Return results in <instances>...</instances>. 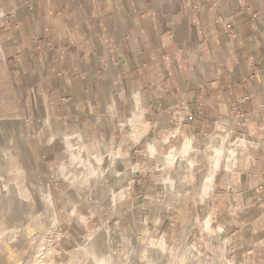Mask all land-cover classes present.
Returning a JSON list of instances; mask_svg holds the SVG:
<instances>
[{"label":"crops","instance_id":"crops-1","mask_svg":"<svg viewBox=\"0 0 264 264\" xmlns=\"http://www.w3.org/2000/svg\"><path fill=\"white\" fill-rule=\"evenodd\" d=\"M0 50L21 95L130 164L189 140L231 235L264 212V0H0Z\"/></svg>","mask_w":264,"mask_h":264},{"label":"bare ground","instance_id":"bare-ground-1","mask_svg":"<svg viewBox=\"0 0 264 264\" xmlns=\"http://www.w3.org/2000/svg\"><path fill=\"white\" fill-rule=\"evenodd\" d=\"M136 112V108L129 109L127 111L129 117L124 123L132 125L131 117ZM44 126L48 127L51 134V137L46 140V151L54 150L51 157L55 158L56 162L49 168L46 177H38L29 182L30 187H19L14 178L3 181L5 169H2V160L7 151L4 150L5 143L2 142L0 149V264H41V252L45 244L51 241L47 234H50L57 223L54 199L59 201L60 206L63 198L67 200V206L60 207L68 211L70 219L84 232L81 241L69 251L71 257L82 248L89 251L88 259L84 262L77 259L75 264H104V262H107L106 264H231L223 255L226 246L225 238L216 241L211 252H208L205 246L197 249L196 257L191 256L183 246L190 229L198 224L194 220L186 219L195 209L196 203L203 201L211 192L215 170L214 165L204 171L198 184H194L193 178L189 180L188 198L185 201L179 203L173 200L174 196L171 192L173 183H182L184 169L194 165L191 161H185L188 153L196 152L190 147L189 140L179 148L171 146L168 152L160 156L161 158L157 161L156 166L159 168L177 162L176 177L171 179L168 171H162L155 182L146 187L144 202L135 207L142 211L149 202H154L157 207L163 204H175L179 212L177 217L183 222L173 239V248L168 249L163 244V240L157 236L155 229L147 234L139 232L136 224L130 219V213H122L123 205L118 202L123 196L126 179L131 177L135 170L141 169V166L137 164L129 166L122 153H112L113 146L111 147L110 141V143H104L98 140L96 144L104 151V158L103 155H84L82 144H78L81 141L80 131L68 129L69 125H47L45 121L40 124L39 129ZM225 140H227L226 137ZM148 147L150 153L154 154L156 151L154 146L149 144ZM221 153L224 157L223 149L215 150L216 156H220ZM222 156L220 158H223ZM110 166H115L116 170L105 176ZM50 180H66L67 184L56 195L49 186ZM192 189L194 192L191 193ZM26 190L30 191L28 197L22 195ZM67 191L73 192L72 198L67 196ZM73 204H78L79 208L75 210ZM131 206L128 208L129 211L132 209ZM87 215L92 217L87 218ZM260 215V219L264 220V212ZM112 216H116V220L111 226L109 220ZM206 217L203 218L205 221ZM91 221L94 223L92 226L88 224ZM94 240L97 242L96 252H93L90 247V243Z\"/></svg>","mask_w":264,"mask_h":264},{"label":"rangeland","instance_id":"rangeland-1","mask_svg":"<svg viewBox=\"0 0 264 264\" xmlns=\"http://www.w3.org/2000/svg\"><path fill=\"white\" fill-rule=\"evenodd\" d=\"M7 69L8 65L5 62L3 55H1L0 50V149L3 142L5 143L3 148L7 151L5 158L2 160V169H5L3 176L4 182L10 178H14L17 180L19 187L27 188L30 187V183L33 180H36L38 177H46L49 168L54 166L56 160L55 158L51 157L54 150L51 149L52 152L46 151V140L51 137L50 131L48 127L45 126L39 129V126L43 121H45V124L47 125H69L67 127L68 129L80 131L79 133L81 135V141H79L78 144H82L81 146H83L82 153L84 155L89 154L90 156L103 155L102 157L104 158V151L96 146L98 140L104 142L105 138L103 135L99 133H91L86 128H76L71 122H68L67 124L55 123L52 115L47 113L45 109H43V106H36L34 102L29 100L28 96L25 98L23 95H21L20 89L14 85V81L10 78V73L7 72ZM115 111H117L116 113H120L119 116L121 115L123 119H127L129 117L127 113L128 110H124L122 112H118V110ZM106 114L112 118L110 123H114L116 120L113 119L116 118V116H114V112L110 111L106 112ZM133 117L134 115L131 118L133 119ZM44 118L46 119L44 120ZM134 120L135 119H133V121ZM121 128L124 131L134 132L133 127L131 128L122 126ZM170 146H173V144H168L167 147L162 146V148L158 150V153H154L152 155L148 151L142 152L143 163L137 164L141 166V169L135 170L132 176L126 179V185L122 191L123 196L118 201L123 205L124 210L122 213H130V219L136 224L139 232L142 234H147L155 229L157 236L163 240V244L166 245L168 249L173 248V239L176 237L175 235L180 227L181 222H183L181 218L177 217L179 212L175 204H163L157 207L154 205V202H149L146 208L142 211L135 209V207L138 204L144 202L146 187L155 182L162 171H168L171 179L176 177L178 172L177 162H173L168 166L166 165L165 167L161 168L156 166L157 161L159 158H161L160 156L165 155L168 152ZM111 147L112 153H122L121 155H123L122 151L124 149L121 144L119 145L112 143ZM199 155L200 154L197 152H190L185 156V161H191L194 163V165L191 168L186 167V169H184L182 183H173L171 192L174 196V201L180 203L188 198L187 188L190 187L189 180L191 178L195 180L194 184H198L200 182L201 175L204 173V171L202 172V167H200L202 166V163L200 162ZM125 161L129 166L133 165H130L127 159H125ZM115 170V166H110L105 172V176L110 175ZM137 171H141L143 173L145 172V174L143 177L139 176L141 184L135 186L137 188L136 195L139 196L133 200L130 189L134 185L133 179L136 178L135 172ZM23 178H25V180ZM48 183L51 190L56 195H58L67 184V181L50 180ZM190 192H194L193 189ZM29 193L30 191L26 190L22 193V195L24 197H28L30 195ZM67 196L72 198L73 192L67 191ZM210 196L211 194L209 193V195L203 201L199 202L200 204H196L195 209L186 219L194 220L198 224L190 229L189 235H187L185 238L183 245L184 248L186 247L185 250L188 251L191 256L196 257L198 253L197 249L205 246L208 252H211L216 241L225 238L226 246L223 255L228 261L231 262V264H263L264 220H261L258 217L254 219V216L248 217V214H246L239 223L234 221L235 231L234 234L231 235V232H233V230L230 229L232 225H222V223H220L218 219L214 217L215 209L208 207V204H210ZM66 201L67 200L63 198L61 200L62 204H60V206H67ZM54 202L56 206L55 210L57 223L51 230L50 234H47V237L51 241L45 244L40 255V263L75 264L77 259L84 262L89 257V251L87 249L82 248L80 252L76 251L72 257L69 252L70 250L74 249L81 241L82 237L84 236V232L70 219L68 211L65 208L59 206V201L54 199ZM129 206L132 207L131 211L128 209ZM73 208L75 210L78 209V204H73ZM88 217L91 218L92 215H87V218ZM112 217L110 218L111 220H109L111 226L116 220V216ZM205 217L206 221L203 219ZM88 224L92 226L94 223L91 221ZM215 234L216 236L218 235L217 238ZM56 236L58 238H56ZM90 247L93 252H96L97 242L95 240L91 242ZM106 263L107 262H104V264Z\"/></svg>","mask_w":264,"mask_h":264},{"label":"built area","instance_id":"built-area-1","mask_svg":"<svg viewBox=\"0 0 264 264\" xmlns=\"http://www.w3.org/2000/svg\"><path fill=\"white\" fill-rule=\"evenodd\" d=\"M228 29L230 30V33L233 34L232 27L228 25Z\"/></svg>","mask_w":264,"mask_h":264}]
</instances>
